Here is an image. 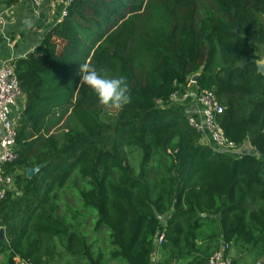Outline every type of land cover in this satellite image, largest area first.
I'll list each match as a JSON object with an SVG mask.
<instances>
[{"label":"trees","instance_id":"1","mask_svg":"<svg viewBox=\"0 0 264 264\" xmlns=\"http://www.w3.org/2000/svg\"><path fill=\"white\" fill-rule=\"evenodd\" d=\"M261 55L264 0H72L8 61L21 107L2 164L4 264H206L221 242L234 263L264 264ZM83 63L126 77L132 102L106 112L79 84ZM196 74L232 150L256 155L201 143L172 104Z\"/></svg>","mask_w":264,"mask_h":264},{"label":"built area","instance_id":"2","mask_svg":"<svg viewBox=\"0 0 264 264\" xmlns=\"http://www.w3.org/2000/svg\"><path fill=\"white\" fill-rule=\"evenodd\" d=\"M33 6L40 5L44 0H30ZM72 0H63L64 7L60 10L56 22L60 21L66 15V6ZM20 90L16 81L13 67L8 62L0 63V126L2 134L0 137V200L5 196L11 187V179L3 175L2 164L12 161L16 158L13 151L14 140L16 136L15 119L11 113L19 99ZM172 103L182 104L186 101L196 100L200 106L201 122L194 119H188L189 124L194 127L201 136V139L208 138V143L213 144L224 152L232 150L233 145L224 137L223 131L219 126L216 116L223 112V107L219 104L212 91L192 88L188 85L183 92H176L171 97ZM176 105V104H175ZM211 142H210V141ZM207 144V142H206ZM162 235L159 234L155 242L159 244ZM228 244L221 243L220 247L211 255L206 264H236L231 256L226 253Z\"/></svg>","mask_w":264,"mask_h":264},{"label":"crops","instance_id":"3","mask_svg":"<svg viewBox=\"0 0 264 264\" xmlns=\"http://www.w3.org/2000/svg\"><path fill=\"white\" fill-rule=\"evenodd\" d=\"M63 7V0H44L40 5L36 7L32 5L30 0H18V2L12 6H5L3 1L0 0V63H6L12 58L24 56L28 52L32 51L39 43L42 33L45 30L49 29L56 22L57 18L59 17L60 10ZM257 65L258 69L264 66V56L261 55L259 60H257ZM194 82L195 81L192 82L190 87L196 89L197 87L195 86ZM186 89L187 87L185 88V90ZM175 104L183 111V113L186 115L187 120L194 119L197 122L202 121V118L200 116L201 106L196 100H188L182 104ZM219 104L221 105L220 102ZM20 107L21 100L17 102L14 109L12 110V118L16 117V111ZM218 115L216 116L217 121ZM1 134L2 129L0 126V137ZM200 141L203 144H206L207 142V145L216 151H223L222 149H218L216 148V146L211 144L212 142L210 140L209 141L211 143H208V138H205V140L201 139ZM228 154H230L232 157H240L247 154L256 155V152L254 151L253 147L248 142H246L240 147L229 151ZM4 176L11 179L12 183L10 184L11 187L9 188V190H12V176ZM230 256L231 258L234 257L233 251L230 252ZM151 260H155V255L151 256ZM4 262L5 257L0 256V264H4Z\"/></svg>","mask_w":264,"mask_h":264},{"label":"clouds","instance_id":"4","mask_svg":"<svg viewBox=\"0 0 264 264\" xmlns=\"http://www.w3.org/2000/svg\"><path fill=\"white\" fill-rule=\"evenodd\" d=\"M80 86L89 87L97 96L101 106L122 110L132 102L131 90L124 76L107 77L98 72L89 63L79 68Z\"/></svg>","mask_w":264,"mask_h":264},{"label":"water","instance_id":"5","mask_svg":"<svg viewBox=\"0 0 264 264\" xmlns=\"http://www.w3.org/2000/svg\"><path fill=\"white\" fill-rule=\"evenodd\" d=\"M259 72L264 75V66L259 68ZM196 78H197V74L193 75V78H192L193 81H195ZM38 169H39L38 167L29 168L26 172L27 177L30 178L32 175H34L37 172ZM1 239H3V231L2 230H0V240Z\"/></svg>","mask_w":264,"mask_h":264},{"label":"rangeland","instance_id":"6","mask_svg":"<svg viewBox=\"0 0 264 264\" xmlns=\"http://www.w3.org/2000/svg\"><path fill=\"white\" fill-rule=\"evenodd\" d=\"M192 78L188 81V83L186 84V87H188V85H191L192 84V82H193V79ZM105 111L108 112L109 114H111V113L113 114L114 113L110 109H106ZM1 259H2V257H1Z\"/></svg>","mask_w":264,"mask_h":264}]
</instances>
